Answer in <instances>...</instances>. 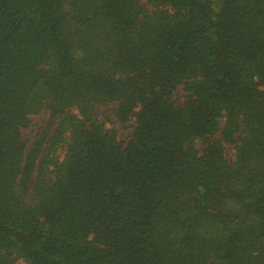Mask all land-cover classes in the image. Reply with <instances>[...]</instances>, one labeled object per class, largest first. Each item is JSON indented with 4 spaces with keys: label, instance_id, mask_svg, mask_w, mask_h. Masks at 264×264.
Instances as JSON below:
<instances>
[{
    "label": "trees",
    "instance_id": "16d2710c",
    "mask_svg": "<svg viewBox=\"0 0 264 264\" xmlns=\"http://www.w3.org/2000/svg\"><path fill=\"white\" fill-rule=\"evenodd\" d=\"M19 263L264 264V0H0Z\"/></svg>",
    "mask_w": 264,
    "mask_h": 264
},
{
    "label": "rangeland",
    "instance_id": "374dc122",
    "mask_svg": "<svg viewBox=\"0 0 264 264\" xmlns=\"http://www.w3.org/2000/svg\"><path fill=\"white\" fill-rule=\"evenodd\" d=\"M175 100L177 102H181L182 101V94H179L177 96H175ZM44 116H42V114H37L35 116H33V118L31 119V122L29 123V125L27 127H25L24 129H22L21 134H22V138L25 139L27 141V144L29 145L32 140L35 138V136L37 135L39 128L44 124ZM116 127L118 128V135L120 137H126L127 135V130L125 128H120V124H117ZM193 144L196 147H201L202 141L200 140H195L193 142ZM224 155L226 158L228 159H232L233 156V151H232V147L229 145H225L224 147ZM22 264V263H19Z\"/></svg>",
    "mask_w": 264,
    "mask_h": 264
}]
</instances>
